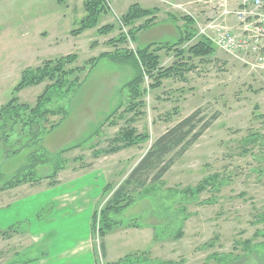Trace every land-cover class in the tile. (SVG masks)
<instances>
[{"label": "rangeland", "instance_id": "obj_1", "mask_svg": "<svg viewBox=\"0 0 264 264\" xmlns=\"http://www.w3.org/2000/svg\"><path fill=\"white\" fill-rule=\"evenodd\" d=\"M84 2L0 0V109L14 97V89L26 69L70 54L78 55L76 66L82 67L89 59L114 51L115 47L106 43L120 34L118 18L138 0H108L110 13L102 16L99 27L116 24L117 28L103 37L98 36L96 29L79 36L72 35L85 17ZM178 39L175 27L171 31L170 25L160 23L140 33L138 43L130 41L117 48L135 51L152 42L173 43ZM161 57L164 67L172 64L171 54L164 52ZM242 59L253 61L249 56H233L216 48L215 54L204 61L193 59L191 63L196 69L187 76V82L165 80L162 88L148 92L144 108L124 114L125 105L114 115L117 106L125 103L123 86L131 80L134 70L129 65L103 60L73 97L60 102L55 100L50 106H65L69 116L52 133L42 137V145L55 154L81 144L80 148L64 156L68 161L67 168L59 174V180L88 169H101L107 174L111 189L104 198L101 197L97 208L100 211L159 136L197 109H201L206 117L219 114L200 140L175 161L163 181L149 184L151 198L142 199L143 194L139 191L132 194L137 202L119 216L123 222L121 226L132 221L143 227L150 226L156 230L158 243L154 246L136 240L130 244L127 240L118 241L121 235H114L109 243L115 256L121 258L118 264H163L168 261L264 264V71H254ZM149 85L147 81L145 87ZM45 86L26 88L17 97L21 103L34 105ZM139 111L141 114H137ZM59 119L50 117L47 128ZM131 119L135 122L129 124ZM112 122L117 125H111ZM128 125L135 127L138 133H148L149 141L96 158L94 151L109 149L111 140ZM99 126L102 135L94 133ZM255 135L258 140L249 141ZM2 141L0 147L5 148L6 141ZM33 149L30 146L10 158L0 155V170L6 180L27 165L29 151ZM43 169L39 168V174L45 176ZM214 175L219 176L217 190L208 188L196 197H188L185 193L187 188ZM26 188L30 189L29 186L23 189ZM133 188L131 186L130 190ZM53 209V204L44 206L34 219L36 222L45 220ZM44 210L43 217L38 219ZM21 224L17 222L3 230L18 226L19 234L29 232L30 223ZM180 231L183 236L176 240L174 236ZM19 234L8 239L0 236V264L23 263L45 255L44 243L31 247L32 238ZM96 239L100 241L97 236ZM249 240L254 253L244 249V243ZM98 252L96 260L103 264L100 247Z\"/></svg>", "mask_w": 264, "mask_h": 264}, {"label": "trees", "instance_id": "obj_2", "mask_svg": "<svg viewBox=\"0 0 264 264\" xmlns=\"http://www.w3.org/2000/svg\"><path fill=\"white\" fill-rule=\"evenodd\" d=\"M84 10L85 17L80 22L79 28L72 31V35L79 36L88 30L96 29L98 36L103 37L112 34L116 30V24H106L99 27L102 16L110 13L108 0H86ZM157 14L158 9H146L139 4L131 5L127 12L118 18L120 34L106 43L115 47L114 51L104 52L98 57L91 58L82 67L76 66L79 59L78 55L70 54L44 61L41 66L29 68L23 72L20 83L14 89V97L0 109V142L3 140L2 142L5 143L6 141L5 148L0 147V155L4 158H10L28 150L30 146H33L34 149L29 151L27 165L12 178L6 180L0 170V192L23 185L35 186L43 181H48L51 186L59 184V174L67 168L68 161L64 156L68 152L80 148L81 144L65 148L55 154L50 153L43 147L42 137L45 134L52 133L69 116V111L65 106L59 105L56 108L50 106L55 100L60 102L71 96L73 97L101 61L111 60L129 65L134 70L131 80L123 86V93L126 96L125 103H120L117 106V109L113 112L114 115L125 105L126 111L124 114L133 113L144 108L146 106L144 99L149 91L162 88L165 80L187 82V76L196 69V66L191 63L193 59L204 61L215 54L217 47L204 37L190 45L197 36V30L194 27L195 22L189 16L181 18L186 22L187 28L179 31L180 37L176 42L151 43L143 47L139 46L135 51L117 48L119 45L127 44L130 41L138 43L140 33L147 31L156 24ZM171 19L177 20L172 15ZM161 52L173 54L174 61L170 66L164 67L162 64V57L159 54ZM147 81L150 82L148 88L145 87ZM43 84H46L45 89L37 97L34 105L20 102L17 95L21 91ZM124 114L121 117H124ZM137 114H141L140 111ZM218 116L219 114L216 113L212 117H206L201 109H197L168 129L154 141L128 178L113 192L106 206L101 211L100 209L95 210L92 217V230L94 235L101 241L100 248L102 252L105 247L104 240L108 233L115 226L123 224L119 220V216L137 202L132 194L139 191L143 194L142 199L151 198L152 187H149L150 183H161L175 161L183 157L200 140L218 119ZM50 117H60V119L56 124L47 128ZM134 122L135 119L128 121L129 124ZM111 125H117V123L112 122ZM101 126L94 132L96 135H102ZM16 133H18V138L14 139ZM12 138L15 141L7 145V142L11 141ZM149 139L148 133H138L135 127L128 125L121 129L111 140L109 149L94 151V155L97 158L104 154L118 153L127 148L140 146L148 142ZM256 140H258V137L255 135L249 141L254 143ZM39 168H44L42 172H46L45 176L39 174ZM217 178H219L217 175L207 177L197 186L187 188L185 193L188 197H196L207 191L208 188L217 190ZM131 186H134L132 190H130ZM110 187L111 184H108L104 188L103 198L109 193ZM45 212L46 210L42 211L38 215V219H41ZM125 226L142 228L143 224L132 221ZM18 228L16 226L8 230H0V236L3 239H8L13 234H19ZM182 236L183 233L180 231L174 238L179 240ZM251 242L249 240L244 243L245 250L252 251ZM252 252L254 253V251ZM218 261H220V258H218ZM163 264L180 263L168 261Z\"/></svg>", "mask_w": 264, "mask_h": 264}, {"label": "crops", "instance_id": "obj_3", "mask_svg": "<svg viewBox=\"0 0 264 264\" xmlns=\"http://www.w3.org/2000/svg\"><path fill=\"white\" fill-rule=\"evenodd\" d=\"M219 1L221 0H138L135 4L146 9H158V19L152 27L160 23L170 25L171 31L175 27L179 37V31L187 28L186 22L181 18L189 16L195 22L194 27L197 30V36L192 42L194 44L202 38L198 35L199 29L221 13ZM166 4L170 7H165ZM240 4L241 0H227L230 10H236ZM171 15L177 20H172ZM225 22L234 33H240L234 17L226 18ZM163 53H159L160 56ZM170 54L173 57V54ZM59 181V184L54 186L48 181H43L35 186L23 185L0 192V230L17 222L23 226L24 222L28 221L29 232H21L19 235L31 237V247L44 243L46 248L44 256L23 263L10 264H98L96 256L99 255L100 241H97L92 230V215L102 200L104 187L109 184L108 176L101 169H88ZM26 186L30 189H23ZM34 188L37 190L33 191ZM12 192L15 194L10 195ZM51 204L54 207L52 213L45 220L36 222L35 215L44 206ZM114 235H121L118 241L127 240L130 244L136 240H143L147 244L153 243L154 246L158 243L156 230L150 226L129 228L120 225L116 229L114 227L104 240L103 264H118L121 261V258L115 256L109 243Z\"/></svg>", "mask_w": 264, "mask_h": 264}, {"label": "built area", "instance_id": "obj_4", "mask_svg": "<svg viewBox=\"0 0 264 264\" xmlns=\"http://www.w3.org/2000/svg\"><path fill=\"white\" fill-rule=\"evenodd\" d=\"M218 7L221 13L200 28L198 35L233 56L242 54L251 57L253 61L242 60L254 71H264V0H241L236 10H230L227 0H221ZM230 16L236 19L240 33H234L226 25L225 20Z\"/></svg>", "mask_w": 264, "mask_h": 264}]
</instances>
